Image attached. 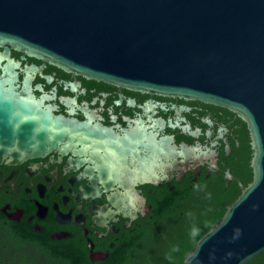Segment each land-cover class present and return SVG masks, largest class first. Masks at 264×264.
<instances>
[{
    "label": "flooded vegetation",
    "instance_id": "flooded-vegetation-1",
    "mask_svg": "<svg viewBox=\"0 0 264 264\" xmlns=\"http://www.w3.org/2000/svg\"><path fill=\"white\" fill-rule=\"evenodd\" d=\"M12 55L20 83L28 76L55 113L88 126L66 148L0 163V258L28 233L75 239L97 262L146 228L163 232L194 213L220 220L253 181L252 134L237 111ZM32 63L41 69L27 72ZM117 191L128 208L116 207Z\"/></svg>",
    "mask_w": 264,
    "mask_h": 264
},
{
    "label": "water",
    "instance_id": "water-1",
    "mask_svg": "<svg viewBox=\"0 0 264 264\" xmlns=\"http://www.w3.org/2000/svg\"><path fill=\"white\" fill-rule=\"evenodd\" d=\"M12 49L237 111L252 134L254 179L183 264H246L264 253V0H0V163L66 148L88 126L55 113L28 76L20 83ZM122 196L115 205L128 208Z\"/></svg>",
    "mask_w": 264,
    "mask_h": 264
},
{
    "label": "trees",
    "instance_id": "trees-1",
    "mask_svg": "<svg viewBox=\"0 0 264 264\" xmlns=\"http://www.w3.org/2000/svg\"><path fill=\"white\" fill-rule=\"evenodd\" d=\"M194 213L186 221L176 220L163 232L146 228L123 238L106 259L94 262L78 246L77 240L55 241L47 235L21 234L0 264H183L196 242L216 223ZM193 230L197 235L193 236ZM246 264H264V253Z\"/></svg>",
    "mask_w": 264,
    "mask_h": 264
},
{
    "label": "clouds",
    "instance_id": "clouds-1",
    "mask_svg": "<svg viewBox=\"0 0 264 264\" xmlns=\"http://www.w3.org/2000/svg\"><path fill=\"white\" fill-rule=\"evenodd\" d=\"M197 234H198L197 231L196 230H193L192 235L193 236H196Z\"/></svg>",
    "mask_w": 264,
    "mask_h": 264
}]
</instances>
